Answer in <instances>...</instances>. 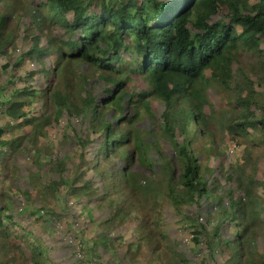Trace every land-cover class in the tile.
Returning <instances> with one entry per match:
<instances>
[{"label":"trees","instance_id":"trees-1","mask_svg":"<svg viewBox=\"0 0 264 264\" xmlns=\"http://www.w3.org/2000/svg\"><path fill=\"white\" fill-rule=\"evenodd\" d=\"M8 1L0 264H264V0Z\"/></svg>","mask_w":264,"mask_h":264},{"label":"rangeland","instance_id":"rangeland-1","mask_svg":"<svg viewBox=\"0 0 264 264\" xmlns=\"http://www.w3.org/2000/svg\"><path fill=\"white\" fill-rule=\"evenodd\" d=\"M7 5H14L15 6V4L13 3V0L8 1ZM10 13L12 14L13 10L11 11V9H9L8 12H7V15H10ZM23 13L24 12H22V11L19 12V16H20L19 26H20V29L21 30L33 29L32 28L33 27L32 18L30 16L26 17V14L23 15ZM21 17H24V19L21 20ZM14 20H16V19H14ZM23 42L26 43V46H21V47L23 49H25V50H28L29 47H30V44L27 43L26 39H24ZM243 60H244V63L242 64V67H244V68H248L249 64H250L249 62L253 61L251 58H249L247 56H245L243 58ZM3 79H5V77H3ZM41 84H42V79L40 77L34 79V85L40 86ZM224 98H225V96L223 94H220V95H217L214 99L213 98L210 99L211 102H212L211 109L215 110L216 119L220 123L225 122L227 117H228V113L226 112L225 105H224V103H225ZM73 127L76 128L77 124H74ZM61 129L64 131L66 129V125L59 126L56 129H51L49 131V137L51 138V140L57 141L58 144H59V149L55 150V152L57 154L59 153V151H60L61 154H64L66 149H67V146H65V144L63 142V136L64 135L71 136V134H72L70 131H66L65 133H63ZM215 135L217 136L216 137V139H217L216 142H217L218 150L224 156V159L223 160H217V161L213 162L212 166L214 167V166H216V165H218L220 163H222V164L224 163L225 165H229L232 162H235L236 160H238L239 153H237L235 156H232V155L229 154V151L231 150V147L233 146V145H227L226 146V144L229 143V138L227 136H226V139L222 138L219 131H216ZM209 146L210 145H208L207 147H209ZM66 204H67V199L64 200V201H61L60 203H58L57 204V206H58L57 211L60 212V213H63V211H64L63 209L66 207ZM205 216H207V215L204 214L203 217H200V221H204L205 222V220H206ZM185 219L184 220H180L179 218H176V220H173L172 222H170V233L173 234L174 232H178L179 235L182 238V242L181 243L183 245H185L186 243L190 242V240L195 237V235L193 234L192 231H191V235H189V230H187L186 232L182 231V229L185 228L186 225H190V223H191V220H188V219L185 220ZM204 222H201V223H204ZM191 224H193V223H191ZM56 225L59 228H61V229H56L58 231V233H57L58 236L64 238V243L66 241V243L69 244V235H67L68 232H67V226H66L65 222L62 223V225H61V223L58 221L56 223ZM71 227L73 229L77 230L76 225L74 224L73 221L71 223ZM197 229L200 230V231H203V229L201 227H199V226H198ZM193 230H195V229H193ZM80 237L85 242L86 245H88V246L90 245V243H89V241H88L86 236L82 235ZM70 244H72V242H70ZM184 248H185V250L187 252V255L192 257L191 252L188 253V248H186V247H184ZM73 251H75V249H73V250L69 249V252L73 253ZM95 261H96V259H95Z\"/></svg>","mask_w":264,"mask_h":264},{"label":"built area","instance_id":"built-area-1","mask_svg":"<svg viewBox=\"0 0 264 264\" xmlns=\"http://www.w3.org/2000/svg\"><path fill=\"white\" fill-rule=\"evenodd\" d=\"M78 255V257H80V254H77Z\"/></svg>","mask_w":264,"mask_h":264}]
</instances>
